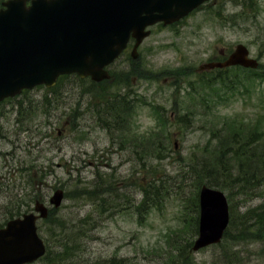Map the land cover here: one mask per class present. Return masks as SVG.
<instances>
[{"label":"rangeland","instance_id":"1","mask_svg":"<svg viewBox=\"0 0 264 264\" xmlns=\"http://www.w3.org/2000/svg\"><path fill=\"white\" fill-rule=\"evenodd\" d=\"M238 44L248 47L264 66V0H211L174 28L152 27L136 63L162 73L160 77L136 78L128 53L110 67L121 76L123 87L116 80L113 85L98 83L95 88L101 86L100 91L85 94L91 80L73 75L51 89L36 87L0 103V206L9 203L15 212L43 199L50 207L53 193L65 192L62 206L49 222H38L49 252L33 264H97L113 258L126 264H171L177 249L196 239L192 226L199 218V195L192 157H205L217 148V141L213 147L208 141L225 119H233L236 128L247 125L264 132L261 74L255 83L247 84L248 91L241 86L234 95L220 92L227 99H216L214 106L205 103L211 93L203 91L196 75L200 65L219 60L222 50L230 53ZM177 67L190 72L181 86L183 110L171 107L170 94L177 86L164 74L167 68ZM232 73L228 70L220 76ZM190 82L196 88L188 93ZM126 93L135 100L158 103L170 121L166 131H158L156 117L141 103L132 112L127 130L107 126L105 122L116 123L112 117L123 111V99L114 96ZM28 110L36 115L30 117ZM259 121L261 128L254 124ZM167 132L177 135L170 143L173 153L158 155L155 143L165 144ZM144 151L146 155L140 153ZM150 183L159 188L158 202L152 206L145 203L143 192ZM222 191L239 212L263 201L259 196H238L234 190L233 195L228 188ZM221 245L231 247L227 256V246H211L190 250V261L264 264V245L225 240Z\"/></svg>","mask_w":264,"mask_h":264},{"label":"water","instance_id":"2","mask_svg":"<svg viewBox=\"0 0 264 264\" xmlns=\"http://www.w3.org/2000/svg\"><path fill=\"white\" fill-rule=\"evenodd\" d=\"M9 0L0 10V101L39 85L53 87L60 75L77 73L100 82L110 77L109 66L131 37L137 48L150 35L147 27L172 24L208 0ZM242 65L257 68L240 44L225 62L201 69ZM58 189L50 198L57 209L64 201ZM199 234L192 250L219 244L229 225L224 192L204 185L199 196ZM49 208L36 202L34 211L10 221L0 231V264H30L46 253L37 221Z\"/></svg>","mask_w":264,"mask_h":264},{"label":"trees","instance_id":"3","mask_svg":"<svg viewBox=\"0 0 264 264\" xmlns=\"http://www.w3.org/2000/svg\"><path fill=\"white\" fill-rule=\"evenodd\" d=\"M188 75L190 76V73ZM232 75L234 80H231L228 76L223 77V79L221 77H214L208 80H202L201 85H203L205 89H209L211 93V96L206 95L208 99H205V103L207 102L208 105L214 106L217 102L216 99L220 101L226 100L227 98L223 95H234V91L237 92L241 86H243L244 90L248 91L247 84L255 83L258 76H260L256 71L243 69L235 71ZM261 79L264 80V75H262ZM230 80L231 82L229 83ZM96 86V84L91 85L89 88L90 92L94 90L100 91V88H95ZM220 92L228 93L222 94ZM116 97L120 99L117 94L114 96L115 100L117 99ZM100 105L101 103L95 108ZM23 106V103H21L19 109L20 115H22L21 108H23ZM115 106L117 105H112L111 107ZM122 110L121 114L112 117L116 122L124 118V113L126 110H129V104L125 103ZM28 114L32 117L36 115V112L33 113L28 110ZM105 124H107V126L117 125V123L110 122H105ZM254 124L259 128L263 127L261 121L254 122ZM221 125L222 127H217L211 131V137L208 141L211 147H213L212 143L217 141V143H215V145L217 144V148L207 152L209 155L205 157H203V155H194L192 157L193 163L190 166L193 174L197 178V181L195 180L197 195L199 187L205 183L217 189H232V192L233 190L234 192L236 191L238 196H248L249 199L253 196L263 197V201L258 205L246 207L243 212H239L238 208L235 210L233 209L231 197L229 196V201L231 203V220L229 228L225 232L224 240L233 244L253 242L264 245V132L256 127L250 129L247 125L236 128V122L231 118L225 119L221 122ZM155 146L159 149L158 155H160V148H166L167 143L163 144L161 142H156ZM142 154L146 155L147 152L144 151ZM150 187L153 188V190L144 188L143 192L145 203H149V205L152 206L158 202L157 197L159 188L155 186ZM195 200L197 203V197ZM55 214L56 211L52 210L49 219ZM192 231L193 235L198 233V219L195 220ZM221 244L219 247L227 246V251H224L227 256V252L231 250V247ZM192 245L193 241L189 240L182 248L177 249L179 253L172 260L171 264H193L192 261H190V250ZM172 257L173 256L170 258ZM97 264L126 263L123 259L113 258L109 261Z\"/></svg>","mask_w":264,"mask_h":264},{"label":"flooded vegetation","instance_id":"4","mask_svg":"<svg viewBox=\"0 0 264 264\" xmlns=\"http://www.w3.org/2000/svg\"><path fill=\"white\" fill-rule=\"evenodd\" d=\"M179 25V23H177V24H173V25H171L170 27H172V28H174V27H176V26H178ZM133 46H134V41L132 42V43H130L129 45H128V48L125 50V52H124V54L125 55H127L128 53H129V56H130V53H131V50H132V48H133ZM230 53H225L223 50L220 52V56L219 57H216V59H218V58H221V59H226L227 58V56L229 55ZM131 62V61H130ZM131 67H132V69H131V71H139V72H143L144 70H145V67L141 64V63H132L131 62ZM153 70V69H152ZM167 71L164 73L168 78L166 79V80H168V79H172V80H174V83H175V85L177 86L180 82H181V84H184V68H181V67H179L178 69H173V70H171V69H166ZM154 71V70H153ZM145 72H147V71H145ZM154 72H156V71H154ZM163 74L162 73H158V72H156L155 73V77H160V76H162ZM176 82H178V83H176ZM160 93V92H159ZM158 93V94H159ZM171 95V98H172V100H173V102L174 103H172L171 104V107H173V108H175V109H184V88H183V90H182V88L181 87H176V90L172 93V94H170ZM170 95H168V96H170ZM174 96L175 97H179V99H175L174 98ZM157 99V98H156ZM166 99V98H165ZM147 101H148V99H147ZM151 104L153 105V106H155V108L157 109V110H159V111H161L162 109L159 107V104L158 103H154V101L152 102V100L151 101H148V106H151ZM156 104H158V106L156 105ZM132 105V104H131ZM132 106H134V105H132ZM183 117H184V115H183ZM182 122H183V120L181 121V123L179 124V125H181L182 124ZM171 134V138H170V140L171 141H173V137L174 136H177L176 135V133H170ZM120 144H121V146L123 145V143H122V141L121 142H119ZM175 147H176V143H175V145H174ZM135 152V151H134ZM162 155H171L172 154V152H165V153H161ZM135 155V154H134ZM7 195H8V193H7ZM23 202V201H22ZM30 211H32L31 209H29L28 207L26 208V209H22V210H18V211H15V212H13L12 211V209H11V205H9V203H7V204H4L3 206H0V230L1 229H3V228H5L6 226H7V224L11 221V220H13L14 218H19V217H21L24 213H27V212H30Z\"/></svg>","mask_w":264,"mask_h":264},{"label":"bare ground","instance_id":"5","mask_svg":"<svg viewBox=\"0 0 264 264\" xmlns=\"http://www.w3.org/2000/svg\"><path fill=\"white\" fill-rule=\"evenodd\" d=\"M85 94H87V92L84 91ZM130 96H128L127 98L129 99ZM45 105H43L42 109L44 108ZM43 111V110H42Z\"/></svg>","mask_w":264,"mask_h":264}]
</instances>
